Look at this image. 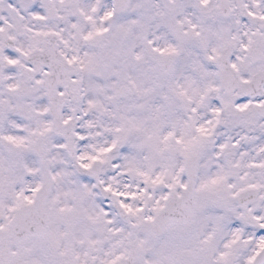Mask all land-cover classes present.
I'll return each instance as SVG.
<instances>
[{"label": "snow or ice", "instance_id": "obj_1", "mask_svg": "<svg viewBox=\"0 0 264 264\" xmlns=\"http://www.w3.org/2000/svg\"><path fill=\"white\" fill-rule=\"evenodd\" d=\"M0 264H264V0H0Z\"/></svg>", "mask_w": 264, "mask_h": 264}]
</instances>
